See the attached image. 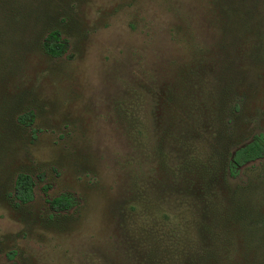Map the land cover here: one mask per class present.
I'll use <instances>...</instances> for the list:
<instances>
[{
    "label": "rangeland",
    "instance_id": "374dc122",
    "mask_svg": "<svg viewBox=\"0 0 264 264\" xmlns=\"http://www.w3.org/2000/svg\"><path fill=\"white\" fill-rule=\"evenodd\" d=\"M258 133L264 0H0V264H240L264 161L221 167Z\"/></svg>",
    "mask_w": 264,
    "mask_h": 264
},
{
    "label": "trees",
    "instance_id": "16d2710c",
    "mask_svg": "<svg viewBox=\"0 0 264 264\" xmlns=\"http://www.w3.org/2000/svg\"><path fill=\"white\" fill-rule=\"evenodd\" d=\"M60 40V33L57 30L51 31L49 33V41L43 45L45 54L51 58L61 57L64 54L65 48ZM20 122L23 124L25 120L20 119ZM261 161H264V134L258 133L253 135L243 146L227 152L221 167V176L223 175L226 179L235 180L244 168ZM32 190V179L26 174H19L14 183L13 199L19 204H28L33 197ZM49 204L54 212L65 211L71 206V199L63 196L51 200ZM247 244L248 250L252 252V255L250 253L249 256L247 255L239 263L264 264V234L260 236L259 240L256 237L255 239H251ZM211 263L218 264L215 260H212Z\"/></svg>",
    "mask_w": 264,
    "mask_h": 264
}]
</instances>
